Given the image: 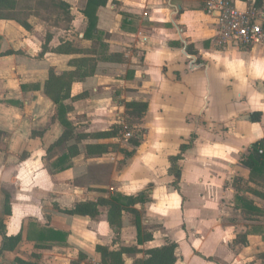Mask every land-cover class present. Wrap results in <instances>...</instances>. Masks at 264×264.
I'll return each mask as SVG.
<instances>
[{"label": "crops", "instance_id": "obj_1", "mask_svg": "<svg viewBox=\"0 0 264 264\" xmlns=\"http://www.w3.org/2000/svg\"><path fill=\"white\" fill-rule=\"evenodd\" d=\"M62 1L68 3L71 7L70 12L73 21L69 30L48 26L33 17L31 21H27L33 27L32 31L25 30L15 21L0 20V222H3L7 237H15L21 234V241L14 248L0 251V264H18L17 260L26 264H38L37 258L40 255L43 256L45 264H70V246L75 249L78 255L97 262L99 256L96 254V246L109 247L101 241L99 236V233H104L107 237L111 236L112 230L108 224L101 222L97 225L90 222L91 220L88 218L69 216L59 211L71 209L77 203L94 202L98 198L105 197L94 192L95 195L93 196L88 194L89 197L84 196V199H75V194L67 186V181L77 178L82 179L89 175L88 161H73L72 168L65 171L53 169L52 167L54 161L63 153L57 157L52 156L50 151L58 147L55 146V143L64 129L56 118L55 104L45 94V84L49 79L50 72H53L56 76L63 73H74L79 68V62L86 58L82 52L66 55L54 53L52 50L61 42H66L60 41L58 36L68 34L73 28L80 44L88 43L87 40L83 39L86 21L81 14L85 8V1ZM231 1L237 8L242 10L248 9L254 4V0H247L246 2ZM206 2L207 0H109L104 8L97 11V28L99 32L109 36V40H105L108 45L104 44L105 47L103 48L105 54L97 57L96 69L92 76L83 80L77 78L73 80L70 97L64 101V104L67 107L69 105L73 106L74 114L85 115L89 119L95 114H98L97 118L114 119V114L119 107H117V102L113 100L115 93L112 95V92L119 93L120 88H123V86H112L111 88L108 81L100 77L98 72L103 67L114 70L126 68L124 79L128 88L121 90V105L124 106L128 102L146 103L147 110L142 119L150 116L155 109L152 97H146L142 93L149 91L152 86H157L158 83L165 80L166 83L162 84L161 90L163 111H158V115H165L174 119L183 116L197 118L199 112L203 109L201 118L207 123V127L210 125L209 127L212 128L211 126L214 125L219 126L228 123L229 119L235 114H227L226 118L216 121L205 117V109L210 101L209 98H211V85L214 78H224V89L229 78H233L232 88L234 84L236 86L242 85V79L234 66V59L239 61L241 59L247 65L260 66L254 64V61L259 63V61L264 60V48L259 46L238 48L217 45L214 39L216 34L215 19L214 16L212 17L206 12ZM75 3L78 9L74 7ZM261 8L264 10V0ZM37 21L39 23H36ZM40 26L50 29V40L48 42L44 39V35L38 32L37 29ZM168 27H172L173 30ZM211 32H213V35H211ZM210 40V46L217 48L223 56L228 57V60L221 62L217 69L209 67L206 77L198 73L202 68L185 73L187 58L191 59L190 62L194 61L192 68L195 65L202 67L203 61L200 56L204 50L200 49L199 46L202 42L207 46ZM45 44L48 50L42 52V46ZM255 51H259V58L254 56ZM229 58H231L230 61ZM127 60H130V62L128 63ZM163 64L169 66L166 78L161 73ZM248 70L249 67H243V75L248 74ZM260 70H262L261 67L260 69L259 67L251 68L252 72ZM225 72H228V76ZM173 73L176 76L170 81V75ZM197 76H200V78ZM249 84H251L262 107L258 111L241 114L242 125L235 129L237 137L232 140L225 139L222 145L223 151L219 157L214 158L209 152L207 155L203 154L202 157L201 153L199 158H192L193 162L189 164V166L191 165L189 167L187 162L183 161V157L185 154L194 153V147L191 143L189 145L181 143L178 147V153L169 154L167 158L166 175L162 174L161 179L157 180H162V183L165 184L170 180L167 184L169 192H174V188H179L178 191L185 198L183 206L187 213L186 218L190 219L188 224L191 228L197 229L195 230L196 237H198V234L201 236V230L208 231V240H211L213 250H216L218 246L223 247L224 243L221 236H224L223 232L227 229L224 220L227 219L232 208L236 210L235 192H233L232 184L235 178H241L243 181L249 178L248 169L240 163L241 157L248 153L251 144L264 137L247 143L241 141L244 137L242 127L248 129L252 125V127L260 128L264 135V79L254 78L251 82L249 80ZM22 87H24V90ZM135 90H138L141 96ZM230 90L225 91L230 92ZM80 92L89 93L88 98L85 97L80 100L78 96ZM212 100L216 101V99ZM227 100L228 106L246 103V97L243 93H237ZM253 112L261 113L260 121L257 123L248 121V116ZM69 113H67V117L71 115ZM68 120L70 121L71 118ZM195 127L190 139H194L198 130L197 126ZM210 128L208 129L211 130ZM175 129L176 135L185 130V128ZM103 131H107V128L95 130V132ZM236 143L245 145L242 148L239 161L235 165V168L239 170V174L232 178L228 189H224L223 180H220L218 176L212 177V174L219 172L220 175L221 170L229 165L226 150L232 149ZM182 146L185 148L183 152L180 150ZM176 155L182 158L176 166V169L180 171L178 180L175 179L174 175L171 176L168 173L170 167L168 159ZM184 162L186 166L183 170L181 165ZM148 171L149 169L145 170L144 174L135 175H137L139 182H145V184L148 183L151 186L158 177H154ZM171 184L174 188L171 187ZM95 185H98V183ZM94 187L101 188L100 186ZM160 187L151 190L152 194H148L149 201L148 204L144 205V208L149 211L154 203L157 220L162 221L166 217L168 207L171 206L167 202L168 195L166 191L164 192L166 196H162L156 202L154 201ZM187 187L197 188L193 194L194 200H192L193 198H191ZM109 190L114 192V188L110 189L109 187ZM160 193L162 194V192ZM6 195L9 197L8 214L5 210ZM71 196L76 203L67 204L68 202L71 203V200H69ZM244 196L255 207L261 209L249 195L245 194ZM253 196L256 199L264 200L259 194ZM232 198V208L230 209L226 205L227 203L229 206L231 205L229 202ZM227 199V203H221L222 200ZM160 211H162V214L159 213ZM236 211L246 220L241 209ZM30 223L65 233L67 235L66 243L54 245L50 248H36L34 242H28L25 238V231ZM249 223L243 233L245 235L244 242L247 244L250 239L264 240V233L261 234L260 231L252 234L248 233L250 230L261 228L262 225L256 227V222L251 220H249ZM89 224H91V227ZM151 237V241L145 242L146 244L143 246L146 251L156 247H164L170 243H174L176 249L179 245L177 241L167 240L168 242H165L163 246H154L153 234H151ZM120 246H135L138 250L141 249V246L139 247L137 244L130 245L129 242L120 241ZM1 247L2 238L0 237V250ZM199 256L204 259L203 255L200 254ZM143 258L135 257L133 261ZM226 259L222 257L211 259L208 257L206 258L208 261L206 264H223ZM175 264H177V258Z\"/></svg>", "mask_w": 264, "mask_h": 264}, {"label": "rangeland", "instance_id": "obj_2", "mask_svg": "<svg viewBox=\"0 0 264 264\" xmlns=\"http://www.w3.org/2000/svg\"><path fill=\"white\" fill-rule=\"evenodd\" d=\"M74 7L77 8L76 3L74 4ZM21 19H23V21L25 20L26 23H28L27 21H31L32 17H21ZM36 23L39 22L37 21ZM77 26H79V24H77ZM30 27V30L27 31L33 30V27ZM37 30L40 34L44 35L45 40L50 37V29L40 26ZM211 35H213V32H211ZM102 37L100 38L101 42H99L98 40H89L87 44H80L79 38L77 37V35H75L74 28L68 34H61L60 36H58L60 41H68L72 43V47H74V49L82 52L86 56V60L80 61L79 68L76 70V72L73 73L74 77L71 81V86L74 79L77 78L78 80H83L84 78H86H80L81 73L85 69H87L86 71L88 72L92 67H95L97 57L101 56V53H103V50H101L99 44H107L105 40H109V36L104 35L103 33ZM210 45L211 40L209 41V44L207 46H205L203 42L200 43V49L204 50V52L200 56L203 61V65L202 67H197V65H195V67L192 68L194 61L190 62L191 59L187 58L188 60L185 62V73L193 71L194 69L198 70L199 68H202L198 73L199 75L206 77L207 69L209 67L217 69V67H219L218 65L221 62L228 60V57L223 56V54L220 53L217 48L211 47ZM254 56L256 58H259V51H255ZM230 60L231 58H229V61ZM127 61L128 63L130 62V60ZM234 61V66L239 72V77L245 82L241 80L242 85L239 84V86H236V84H234L232 88L231 83L233 82V78H229V81L224 89V78H214V82L211 85V98H209L210 101L205 109V117L214 121L226 118L225 116H227V114H235L229 119L228 123L226 124H221L219 126L214 125L211 126L212 128L209 127L210 125L207 127V123L201 118L203 109L201 110V112H199L197 118L183 116L181 118L178 117L174 119L165 115H158V111H163V103L161 101L163 97L161 96V90L162 84L164 85L166 83L165 80H162L161 83H158L157 86H152L149 91L142 93L146 97H152V103L153 105H155V109L154 112L146 119L144 118L142 120H137L133 115H129L131 110H129V112L125 108V106L121 105V90H125L128 88L124 79L126 68H119L117 70H114L110 68L105 69L103 67L100 68L98 72L99 76L105 78L108 81V84H110L111 88L112 86H123V88H120L119 93L112 90V95L115 93L113 100L117 102V107H119L114 114V119L110 120V118L105 117L97 118L96 116L98 114L93 115L89 119L88 117H85V115L74 114L75 112L73 111V106L69 105L68 113L71 112L69 113L71 115H68L67 119L71 118L70 121L68 120L71 126V133L69 134L71 135V140L67 142L57 143L55 146L58 147L50 151L52 152V156L58 157L60 154L66 153V151L70 153L68 149L70 147H73V158H71L69 167L67 169H64V171L72 168L73 161H88V176H85L82 179L77 178L67 181V186L76 196L75 199H84V196L89 197L88 194L93 196L95 195L94 192H97L100 196H105L104 199H108L114 193H119L122 195L125 194L124 196H134L140 192H143L145 193L146 200L148 199L149 201L148 194H152L151 190L155 187L161 186L157 197L154 198V201L156 202L157 199H161L162 196H166L164 193L166 191L168 195L167 202L171 206L168 207L169 210L168 212H166V217L163 218L162 221L157 220V213L155 211L156 206L154 203L151 210L149 211L144 208V205L148 204V202L144 204H135L134 206H132V208L135 209L138 213L141 232L153 234L154 246H163L165 242H168L167 240H174L179 243L175 251L177 264H206L208 262L206 258L208 257L211 259H214L215 257H222L224 259L227 258L223 262V264H238L239 262L240 264H264V240L250 239L246 244L244 242L245 235L243 234L247 226L250 224L249 220H251L252 222H256V227L262 225L261 228H258L260 229L261 234L264 233V200L256 199L254 198L255 196H253L254 194H252V192L264 193V181L257 180L256 183H250L248 185L245 181H237V179L240 178H235L232 187L233 192H235L234 202L236 205V210L239 209L240 204L236 201V197L246 199L244 196L246 194L249 195L250 198L253 199V201L261 207L260 210L263 211V214L261 216H255V218L253 215H247L245 212H243V214L245 215L244 218L246 219L244 220L239 212L233 210V198L229 202L231 204L230 206L227 203L228 199L222 200L221 203H227V205L225 204L226 207H229L230 209L232 208V210L231 212L229 211V216L226 220H224V224H226L227 229L223 232L224 236H221L224 243L223 247L218 246L216 250L212 249V242L211 240H208V231L199 230L201 232V236L198 234V237H196L197 234H195V230L197 229L191 228V226L188 224V220L190 219L186 218L187 213L185 212V208L183 206L185 198L181 196L180 191H178L179 188L175 189L171 184V187L174 188V192H169L167 184L170 180L167 181L166 184L162 183V180L157 181L158 179H161L162 174L166 175V171L168 168L167 158L169 154L178 153V147L181 145V143L183 145H189V143H191L194 147V153L185 154L183 157V161H186L188 166L189 164H192V158H199L201 153L202 157L204 155H207V153L209 152L212 154V157L218 158L223 151L222 145L224 144L225 139L229 138L232 140L237 137L235 129L242 125L241 114L251 111H258L260 107H262L255 92L253 91L251 84H249V80L251 82V80H253L254 78L264 79V60L259 61V63L254 61V64H259L260 66L247 65L245 64L246 62L244 63L241 59L240 61L238 59H234ZM243 67H249V70L247 71L248 74L243 75ZM256 67H259V69L261 67L262 70L252 72L251 68L255 69ZM168 71L169 66H167V64H163L161 66V73L163 76H165L164 78L167 77L166 74L168 73ZM227 74L228 72L226 73V75ZM175 76L176 74L173 73L172 75H170L171 80H168L172 81ZM197 77L200 78V76ZM225 90H230V92H227ZM135 91L141 96V93H139L138 90ZM237 93H243L245 95L246 103L228 106L227 99L233 97ZM78 96L80 100H83L85 97L88 98L89 93L80 92ZM212 99H216V101H213ZM106 119L108 120L106 121ZM111 121L112 123L110 124ZM195 126H197L198 130L195 133L194 139H190L194 129L196 128ZM180 127L185 128V130L184 132L177 133L176 135L175 128L183 129ZM102 128H107V130L113 129V132H115L116 134L109 138L94 139L92 135L95 133H99L95 132V130ZM208 128H210L211 130H209ZM242 129L244 132V137L243 140L241 139V141L244 143L255 141L264 136L260 128L252 127V125H250L248 129H246L245 127H242ZM210 133L212 134L210 135ZM89 146L92 147L89 149ZM244 147L245 145L236 143L232 149L226 150V155L229 159V165L221 170L220 175L218 174L219 172H214L212 174V177L218 176L220 180H223L224 189H228L232 178L236 176V174H239V170L235 168V165L236 162L239 161V157L242 154V148ZM185 166L186 163L184 162V164L181 165V168H183L184 170ZM147 169H149L148 172L154 175V177H158H156V180L154 179L155 182H153L151 186L148 185V183L145 184V182H139L137 180V175H135L140 173L144 174L145 170ZM97 183L98 185H95ZM94 186H100L101 188H96ZM109 187L110 189L114 188V192H111V190H109ZM187 189L188 191H190L191 198H193V194L195 193L197 188L195 187V189H193L187 187ZM160 192H162V194ZM69 200H71V203L68 202L67 204L76 203L73 200L72 196L69 197ZM192 200H194V198ZM98 211V216L90 219V222H93L97 225H99L101 222L108 224L107 208L99 207ZM159 213L162 214V211H160ZM193 213L195 214V212ZM120 222L119 238H116V235L112 231L110 237H107L104 233H99L101 241L112 248L110 249L109 247H107L109 250L118 249L117 247H119L120 241L129 242L130 245L137 244V226L134 215L129 214L128 212H123L120 216ZM89 226L91 227V224H89ZM145 244L146 243H142L141 245H138L139 247L141 246L142 249L139 250V254L124 256L123 259L125 264H132L135 257L143 258L146 252V248H143ZM69 253H71L70 264H104L103 262H101L100 254H98L97 252L96 254H98L99 256V261L97 262H93L91 259L87 260L83 256L78 255V253L75 252V249L72 248V246H70ZM200 254L203 255L204 259H201V257L199 256ZM37 260L38 264H45L43 262L45 260L42 255H40Z\"/></svg>", "mask_w": 264, "mask_h": 264}, {"label": "trees", "instance_id": "obj_3", "mask_svg": "<svg viewBox=\"0 0 264 264\" xmlns=\"http://www.w3.org/2000/svg\"><path fill=\"white\" fill-rule=\"evenodd\" d=\"M85 8L81 12L86 21V28L83 34V39L87 41L98 40L102 37V33L99 32L97 28V11L104 8L109 0H84ZM240 2H246L247 0H237ZM263 0H254V4L251 7L262 9ZM70 5L62 0H0V20H12L19 23L24 29L30 30V25L26 21L21 19V17H33L42 21L48 26L55 28L69 30L73 21V17L70 12ZM263 10V9H262ZM50 40V37L46 39V42ZM101 50L105 47L104 44H99ZM48 50L46 44L42 47V52ZM104 51V50H103ZM191 52V50H189ZM52 52L57 54H78L77 51L72 47V43L66 41L61 42ZM105 54V53H101ZM86 59H82L81 61ZM85 69L80 78L92 76L94 74L95 67H92L88 72ZM74 77L72 73H63L62 75L56 76L53 72L49 73V79L45 84V94L56 106V118L59 124L63 127L64 131L59 137L57 143L67 142L71 140V126L67 119L68 107L64 104V101L70 97L71 81ZM69 79V80H67ZM24 90V87H22ZM125 108L131 112L129 115H133L134 118L140 120L143 118L146 110L147 104L144 102H128L124 104ZM261 113L253 112L248 116V121L251 123H257L260 121ZM113 129L107 131L95 133L92 135L94 139H104L109 138L116 133ZM136 144V143H134ZM92 146H89V149ZM69 152L63 153L59 156L52 164L53 169L64 170L69 167L71 158L74 155L72 153L73 147H70ZM181 152L185 148L181 147ZM77 154V153H76ZM79 154V153H78ZM181 156H171L168 161L170 164L168 173L169 175H174L175 179L178 180L180 176V171L176 169L179 161H181ZM241 165L248 169L249 178L245 182L249 185L250 183H256L257 180L264 181V138L254 142L249 147V153L246 156L241 157ZM67 164V165H66ZM243 181L241 178L237 179ZM234 184V182H233ZM253 194H259L260 197L264 198V194L252 192ZM236 201L239 202V209L242 213L245 212L247 215L261 216L263 211L255 207L252 202L247 199H242L241 197H236ZM148 202L146 200L145 193L140 192L132 196H124L119 193L112 194L108 199L99 198L96 201H86L77 203L71 209L59 210L60 212L69 215L82 218L92 219L98 216L99 207L107 208V223L111 228L116 238L119 236L120 227V216L123 212H128L133 214L135 217V222L137 226V245L151 241V234L142 233L140 229V219L138 213L132 208L135 204H144ZM9 197L5 196V206L8 208ZM5 210L7 214L9 208ZM260 229H253L248 231L252 234ZM0 237L2 238L1 252L4 250L12 249L21 241V234L15 237H7L5 234V227L3 222H0ZM67 235L65 233L55 231L51 228L40 227L39 225H34L30 223L25 231V238L28 242H34L36 248H50L54 245H63L66 243ZM96 252L100 254L101 262L104 264H125L123 256L136 255L139 250L135 246L122 247L120 246L117 250H109L107 247L96 246ZM175 249L176 245L174 243L167 244L164 247H156L149 249L145 252L143 259H136L133 264H175ZM82 256V255H81ZM18 264H26L20 260L16 261Z\"/></svg>", "mask_w": 264, "mask_h": 264}, {"label": "built area", "instance_id": "obj_4", "mask_svg": "<svg viewBox=\"0 0 264 264\" xmlns=\"http://www.w3.org/2000/svg\"><path fill=\"white\" fill-rule=\"evenodd\" d=\"M206 12L214 16L217 45L264 48V10L254 7L242 10L231 0H207Z\"/></svg>", "mask_w": 264, "mask_h": 264}]
</instances>
